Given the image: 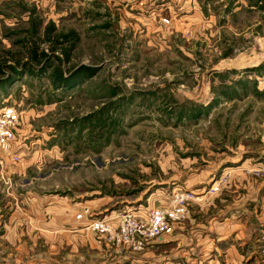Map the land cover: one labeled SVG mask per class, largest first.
Listing matches in <instances>:
<instances>
[{
	"label": "rangeland",
	"instance_id": "obj_1",
	"mask_svg": "<svg viewBox=\"0 0 264 264\" xmlns=\"http://www.w3.org/2000/svg\"><path fill=\"white\" fill-rule=\"evenodd\" d=\"M34 46L43 62L0 75V111L18 116L17 160L0 156V264H38L69 219L94 259L165 264L197 217L245 232L236 261L264 264V0H0V63ZM185 191L187 219L139 253L86 226Z\"/></svg>",
	"mask_w": 264,
	"mask_h": 264
},
{
	"label": "crops",
	"instance_id": "obj_2",
	"mask_svg": "<svg viewBox=\"0 0 264 264\" xmlns=\"http://www.w3.org/2000/svg\"><path fill=\"white\" fill-rule=\"evenodd\" d=\"M261 207L263 216L264 200H262ZM222 209L224 208H220V210ZM198 218L189 219L185 227L179 229L178 234L171 236L172 238L165 242L166 246L171 245L174 250L171 251L170 256L166 257L165 264H238L236 260L240 250L239 245L236 243L233 245L232 242L240 239V234H245V232L234 229V233L223 234L220 227L222 224L219 225L216 221L208 219L201 221ZM66 223L67 226L71 225L68 226L69 229L57 230L59 235L55 234L54 240L57 242H55L53 251L39 254L38 264H109L110 254L107 251L97 254L94 259L95 255L89 253L94 250L92 244L90 245L88 241L85 247L80 246L77 241L80 233L73 231L74 221L69 219ZM235 228H238L237 224ZM249 229L252 230V228ZM232 236L234 237L230 238ZM90 238L93 236L90 235ZM84 249L85 251H83ZM112 258L117 264L123 260L120 256L112 255ZM178 258L180 260L175 263Z\"/></svg>",
	"mask_w": 264,
	"mask_h": 264
},
{
	"label": "built area",
	"instance_id": "obj_3",
	"mask_svg": "<svg viewBox=\"0 0 264 264\" xmlns=\"http://www.w3.org/2000/svg\"><path fill=\"white\" fill-rule=\"evenodd\" d=\"M17 124L18 116L14 109L3 108L0 111V156L6 154L17 160L11 148ZM2 166L3 158L0 159V167ZM210 190L217 192L218 186ZM197 196L192 191H185L172 195L165 207L153 208L145 214L124 211L118 217L91 222L86 226L104 233L109 243L132 253H139L149 244L171 236L189 216V203L196 201Z\"/></svg>",
	"mask_w": 264,
	"mask_h": 264
},
{
	"label": "trees",
	"instance_id": "obj_4",
	"mask_svg": "<svg viewBox=\"0 0 264 264\" xmlns=\"http://www.w3.org/2000/svg\"><path fill=\"white\" fill-rule=\"evenodd\" d=\"M38 25H39L38 23H35L34 26H33V31L32 32H33L35 37H37V34H38ZM50 30H51L50 27L45 28V30L43 31V35L48 38V34H49ZM54 38H55L54 41H53L54 46L50 50V54L51 55L56 54L57 51H56L55 45L56 44H60V43H58L59 40L60 39H66L67 36L66 35H62V34H56L54 36ZM65 43H67V42L65 41ZM71 48H72V46H70L67 49L61 48V50H60V54L64 57L65 62H68V60H69V51H70ZM37 50H38L37 46H34L32 49H30V51L28 53L27 60L24 61V63H20L19 61L15 62L16 66L12 67L11 65H5L4 64L5 62L0 63V75H3L4 72H5L4 71L5 69L3 67H6L7 69H10V70H16V68L23 69L25 67L29 68V67H32V66L39 65L41 62H43V60L45 58L48 57V53H46L44 51L38 52ZM53 72H54V74H53V82H58V83L62 82V84H66L67 78H65L63 76V73H62L61 70H55ZM81 74L85 75L86 78H89V76H91L93 74V70L89 69L87 67H81V68H78L77 70H75V72L72 74V76L73 77H75V76L80 77ZM79 80H81V79H79ZM74 82H77V81H74ZM74 82H72V83H74Z\"/></svg>",
	"mask_w": 264,
	"mask_h": 264
}]
</instances>
